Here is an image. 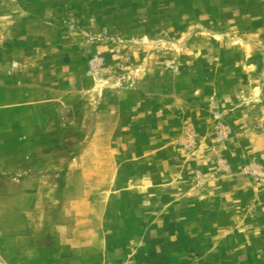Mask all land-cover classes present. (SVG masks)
<instances>
[{"label":"rangeland","instance_id":"rangeland-1","mask_svg":"<svg viewBox=\"0 0 264 264\" xmlns=\"http://www.w3.org/2000/svg\"><path fill=\"white\" fill-rule=\"evenodd\" d=\"M239 107L264 109V0H0L5 264H264Z\"/></svg>","mask_w":264,"mask_h":264},{"label":"crops","instance_id":"crops-1","mask_svg":"<svg viewBox=\"0 0 264 264\" xmlns=\"http://www.w3.org/2000/svg\"><path fill=\"white\" fill-rule=\"evenodd\" d=\"M256 113L252 116L250 112H244V109L241 107L234 110L229 109L227 112L226 118L233 131L232 138L228 141V155L231 161L235 159L237 163L245 162L250 154L264 159V134L255 133L249 129L252 125L254 126L255 119H257L256 115H259L260 120H264L263 108L259 113ZM247 124L250 126H247ZM253 188L256 190L255 195H257L255 184H253ZM256 224L264 228V211H262Z\"/></svg>","mask_w":264,"mask_h":264},{"label":"built area","instance_id":"built-area-1","mask_svg":"<svg viewBox=\"0 0 264 264\" xmlns=\"http://www.w3.org/2000/svg\"><path fill=\"white\" fill-rule=\"evenodd\" d=\"M256 177L257 180L264 182V167L257 164H251L246 170ZM0 264H5L3 257L0 255Z\"/></svg>","mask_w":264,"mask_h":264}]
</instances>
